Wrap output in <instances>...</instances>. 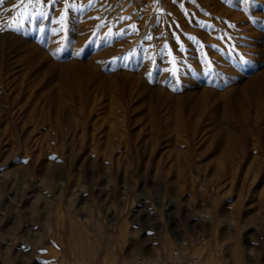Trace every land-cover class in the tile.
I'll use <instances>...</instances> for the list:
<instances>
[{
	"label": "rangeland",
	"instance_id": "374dc122",
	"mask_svg": "<svg viewBox=\"0 0 264 264\" xmlns=\"http://www.w3.org/2000/svg\"><path fill=\"white\" fill-rule=\"evenodd\" d=\"M10 1L0 3V264H106V260L100 263L76 250L67 252L64 246L57 244L52 238L50 242L46 240L47 235L51 236L52 233L44 228V222L64 221L70 216L77 217L91 233L96 223L101 225L102 237L105 238L107 234L111 239L104 246L105 258H113L114 264H132L135 258L148 255L124 257L122 263L119 255L132 250V247L141 252L155 244H158L157 254H160L157 259H165L162 250L168 248L172 255L176 250L181 259L194 255L205 260L209 257L206 264H264L262 215L250 218L248 214L242 213L238 216L240 221L213 215L216 193H236L241 201L249 200L253 180L246 172L231 178L221 173L208 172V169L198 167V163L193 161L186 171L187 178H193L188 183L190 188L170 189L167 185L171 175L166 170L146 163L149 143L146 137H134L126 141L116 138L120 147L112 154L102 145L106 132L98 128L97 121L95 125L89 126V134H83L70 126L59 128L55 131L59 139L55 141L51 135L44 138L47 123L36 113L28 124L29 129H33L31 135L25 140L28 121L25 108H22L23 103L15 94L16 70L19 67L13 60V52L9 50V46L6 47L16 37L31 38L34 44L42 46L46 52L44 34L47 33L45 36L48 38L49 35L64 36L69 31L72 33L77 27L73 26L71 29L70 18L78 13L83 21L88 20L85 28L91 31L87 47L92 44V48L95 44L106 42L120 43L115 50L114 59L107 61L109 65L102 63V73L106 76L122 75L125 69L130 68L131 74H135L144 85L147 83L146 87L150 90L157 84L156 77L163 56H167V64L171 66L174 76L184 70L190 75L198 74L201 72L200 67L192 68L189 63V60L196 61L198 55L188 46V41L197 49L204 45L207 53L211 50L217 52V42L213 39L204 42L197 35L184 31L187 39L185 42L177 32L182 20L177 15L169 12V19L165 17L157 28L156 23L151 22L149 13L133 15L128 10L129 4L119 10L121 0ZM181 7L185 11V19H191L186 6ZM166 8L168 12L169 4H166ZM239 8L240 6H236L237 10H243L242 7ZM61 16L64 17L62 23ZM131 45L133 50H140L148 59L151 58L149 62L143 65L138 56L126 58L124 52ZM46 54L55 62L69 61L67 56ZM208 55L204 54L208 62L206 68L209 72L210 67L209 74H214L217 72V63L213 56ZM240 60L242 58L234 59L233 62L236 64ZM174 80L179 84L182 82L177 77ZM179 90H183L182 87ZM105 115L106 110L102 106L98 107L89 122L101 120L106 128L110 125L111 129L124 125L123 117L119 116L111 121ZM101 116L103 119L99 118ZM25 153L31 155L27 157ZM127 154L132 157L129 166L124 165ZM237 184L240 187L235 189ZM203 189L210 198L200 195ZM234 200L235 197L230 203ZM128 207L133 210L132 215L121 221L122 211ZM231 208L232 206L229 207V212ZM19 231L23 233V237L16 235ZM34 235L44 236L37 242L27 240ZM11 246L17 247L14 256L3 261L2 252L9 250ZM88 246L93 248L94 244L89 243Z\"/></svg>",
	"mask_w": 264,
	"mask_h": 264
},
{
	"label": "bare ground",
	"instance_id": "6f19581e",
	"mask_svg": "<svg viewBox=\"0 0 264 264\" xmlns=\"http://www.w3.org/2000/svg\"><path fill=\"white\" fill-rule=\"evenodd\" d=\"M119 4H121L119 10L129 4L128 10L130 13L133 12V15L149 13L151 22H155L157 28L169 12L175 14L182 19L178 30L176 29L181 40L187 42L183 34L185 31L197 35L204 42L215 40L219 49L217 52L210 49L211 51L207 53L204 45L197 49L188 41V46L198 55L196 61L189 60V63L192 68L200 67L201 72L190 75L184 70L185 72L174 76L171 73V66L167 64V56H163L161 66L158 67L157 84L149 90L146 87L147 83L144 85L135 74H131L130 68L125 69V72L122 71L124 72L121 73L122 75L106 76L102 73V63L114 59L115 50L120 43L106 42L95 44L92 48H90L92 44L87 47L91 39V31L86 29L88 20L83 21L78 13L70 18L71 26H69L71 29L76 26L75 32L71 30L72 33L69 31L70 34L64 36L53 33L54 35H49L48 38L45 36L47 33H43L46 52L54 56H67L68 62L52 61L43 47L34 44L31 38L16 37V40H11L6 47L9 46V50L13 52V60L19 67L16 70L15 94L23 103L22 108H25L28 121L25 140L31 135L33 129L30 130L28 124L36 113H39L47 123V130L44 131L46 134L43 137L46 139L51 135L55 141L59 139L55 135V131L59 128L70 126L83 134H89V126L95 125L97 121L98 128L106 132L105 138H102V145L112 154L120 147V144L116 143V138L126 141L134 137H146L149 142L146 163L166 170L171 175L167 185L170 189L189 187L188 183L193 178H187L186 171L193 161L198 163V167L208 169V172L221 173L231 178L246 172L253 180L249 200L241 201L236 193L233 195L216 193L214 199L217 201L213 215L226 216L227 220L235 221H240L238 216L242 213L248 214L250 218L258 214L264 217V0H176V2L162 0L160 7H141L131 0H121ZM166 4H169L168 12ZM183 5L191 14V19H185V11L181 7ZM236 6L242 7L243 10H237ZM204 54H210L215 58L217 72L214 74H209L206 68L208 62ZM124 55L126 58L140 57L143 65L151 59L140 50H133L132 45L127 48ZM238 58L242 60L235 64L233 60ZM176 77L182 81L180 84L175 82ZM180 87L183 90H179ZM101 106L106 110L105 116L108 120L112 121L120 116L124 119V125L120 126L121 128L111 129L110 125L106 128L101 120L89 122ZM101 117L99 118L103 119V116ZM29 155L25 153V156ZM126 156L124 165L129 166L132 157L130 154ZM239 187L240 185L237 184L234 188ZM200 195L209 197L205 189ZM234 197V202L230 203ZM212 199L210 203L213 202ZM230 206L232 208L229 212ZM132 211L130 207L124 209L121 221L123 218H129ZM236 223L240 224V222ZM43 225L49 233H52V237L48 234L46 240L50 242L52 238L57 244L64 246L67 252L76 250L100 263L104 260L106 264L115 263L113 258H105L104 246L110 243L111 239L107 234L105 238L102 237L100 224L94 225L92 233L75 216L59 222L47 221ZM189 225L193 227L192 224ZM16 235L19 238L23 237L20 231ZM42 236L44 235H34L27 240L37 242ZM89 243L94 244L93 248L88 246ZM16 248L11 246L9 250L5 249L2 252L3 261L14 256ZM157 249L158 244L141 252H137L135 247H132V250L119 255V260L122 263L124 257L136 255H148L137 258L156 260L160 255L157 254L159 253ZM162 251L165 257L163 260L171 258L172 253L168 252V248H163ZM114 254L113 252L112 255ZM177 254H173V258L181 259ZM208 259L209 257L205 260L199 256L201 264H206Z\"/></svg>",
	"mask_w": 264,
	"mask_h": 264
},
{
	"label": "built area",
	"instance_id": "2783aa9c",
	"mask_svg": "<svg viewBox=\"0 0 264 264\" xmlns=\"http://www.w3.org/2000/svg\"><path fill=\"white\" fill-rule=\"evenodd\" d=\"M142 6H154L160 7L162 5V0H131ZM176 250L174 254L176 255ZM132 264H201L199 256H191L186 259H178L177 257L168 260L156 259L150 260L149 258H136Z\"/></svg>",
	"mask_w": 264,
	"mask_h": 264
},
{
	"label": "snow or ice",
	"instance_id": "6c2138e0",
	"mask_svg": "<svg viewBox=\"0 0 264 264\" xmlns=\"http://www.w3.org/2000/svg\"><path fill=\"white\" fill-rule=\"evenodd\" d=\"M2 2H3V0H0V3H2ZM63 20H64V17L61 16V18H60L61 23L63 22ZM181 50H183L182 46H181ZM209 72H211V68L210 67H209Z\"/></svg>",
	"mask_w": 264,
	"mask_h": 264
}]
</instances>
